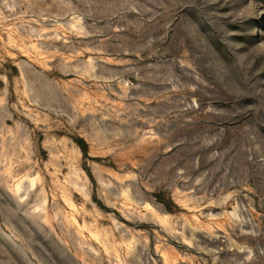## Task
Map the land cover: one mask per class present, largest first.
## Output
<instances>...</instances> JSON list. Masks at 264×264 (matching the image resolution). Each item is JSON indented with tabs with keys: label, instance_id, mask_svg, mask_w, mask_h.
Here are the masks:
<instances>
[{
	"label": "rangeland",
	"instance_id": "374dc122",
	"mask_svg": "<svg viewBox=\"0 0 264 264\" xmlns=\"http://www.w3.org/2000/svg\"><path fill=\"white\" fill-rule=\"evenodd\" d=\"M0 264H264V0H0Z\"/></svg>",
	"mask_w": 264,
	"mask_h": 264
},
{
	"label": "trees",
	"instance_id": "16d2710c",
	"mask_svg": "<svg viewBox=\"0 0 264 264\" xmlns=\"http://www.w3.org/2000/svg\"><path fill=\"white\" fill-rule=\"evenodd\" d=\"M82 149H83V152L85 153L86 152L85 148L82 147Z\"/></svg>",
	"mask_w": 264,
	"mask_h": 264
}]
</instances>
